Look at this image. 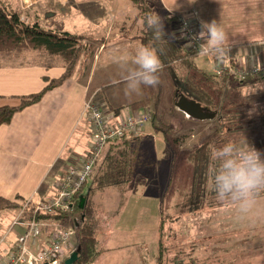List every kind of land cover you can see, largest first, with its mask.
Masks as SVG:
<instances>
[{"label":"crops","instance_id":"1","mask_svg":"<svg viewBox=\"0 0 264 264\" xmlns=\"http://www.w3.org/2000/svg\"><path fill=\"white\" fill-rule=\"evenodd\" d=\"M59 4L62 9L57 8ZM127 4L128 0H44L27 11L30 19L39 21L47 30L83 35L90 38L86 42L94 45L99 40L103 45L97 48V55L84 77L77 76L49 92L39 104L18 112L10 125L0 127L2 196L10 200L20 196L37 203L56 196L60 176L69 167L78 164L90 149V120L83 115L87 98L103 100L114 108L127 107L126 111L134 114L145 112L141 110L144 104L140 93H126L122 76L115 77L118 82H110L108 78L113 70L121 68L124 71L122 57H127V66H133L135 52L142 46L139 41L132 40L131 35H126L132 27L131 18L136 16V13H124L125 20L120 18L123 14L121 10ZM160 6L166 15H187L199 31L201 21L215 19L221 23L229 37L227 60L235 66L248 69L253 64H264V0H195V3H189V0H160ZM114 20L117 21L116 26ZM179 27L173 30V35L182 41ZM139 28L134 29L135 32ZM239 47L242 52L238 51ZM106 52L110 57L99 70L101 58ZM207 62L220 65L221 61L207 57ZM63 71L60 63L50 66V63L37 58L34 52L26 53L16 63L0 57V107L18 105L19 97L39 92L45 86V75L58 78ZM117 86L124 90L119 97L113 98L111 93ZM171 94L175 95L173 89ZM82 125L81 135L75 137ZM176 209V205L171 208ZM10 212H0V264H7L9 252L26 229L27 220L20 217L21 212H17L16 216ZM95 214L92 221L96 224ZM185 216L178 215V221H183ZM104 218L107 219L108 215ZM8 221L10 226L2 225V222ZM99 227L100 236L108 232L106 220L99 223ZM102 237L106 241L107 236ZM46 241V234L43 233L39 245ZM101 247H98L92 264H117L107 257V250H101L104 244ZM149 253H144V257H149ZM160 260L154 256L155 264ZM146 263L150 264V259Z\"/></svg>","mask_w":264,"mask_h":264},{"label":"trees","instance_id":"2","mask_svg":"<svg viewBox=\"0 0 264 264\" xmlns=\"http://www.w3.org/2000/svg\"><path fill=\"white\" fill-rule=\"evenodd\" d=\"M129 1L134 4L137 13L131 20L132 27L126 35H131V39L139 41L141 45L152 42L158 50L163 49V52L158 51V54L164 66L162 71L174 89L176 98L174 108L178 110L176 102L184 95L199 103L206 111L215 114L214 121L218 120L219 124L205 141L187 154L177 169L175 179L184 198L181 202L189 211L182 214L202 215L204 210L221 208L222 205L214 198L210 182V154L215 147L224 142H243L245 139L263 151L261 142L264 141V137L258 132L252 134L257 120L249 118L246 110H242L244 100L240 98L246 97L242 93L245 86L256 81H264V64H257L262 67L260 71L244 78L232 73L218 76L214 71L219 66L218 63L212 64L215 68L211 72L202 69L196 62L197 52L187 51L183 42L173 35V30L180 24L177 16L166 15L168 30L164 29L165 35L161 40L154 41L153 31L147 26L145 19L147 14L152 13L151 7L146 0ZM21 14L19 10L8 8L0 0V57L16 63L26 53L34 52L37 58L50 63V66L60 63L64 71L58 78L45 75L43 77L45 86L39 92L19 97L18 105L0 107V127L10 125L18 112L39 104L49 92L77 76L84 77L97 55V48L103 45L99 40L92 45L86 42L90 38L83 35L47 30L37 20H24ZM141 17L145 19L143 25L139 24ZM138 25L142 27L140 33L134 30L139 28ZM255 103L262 107L258 111L262 119L258 121L264 127V92L255 95ZM110 108L118 113L127 109ZM152 114L154 119V111ZM250 120L253 121L249 122ZM160 130L162 128H155L156 132ZM171 133L170 130L164 132L167 138L172 135ZM142 138H122L109 143L96 163L91 177L74 196L69 211L38 214L34 217L36 205L32 200H25L20 196L10 200L0 194V212L17 210L18 213L21 212L20 217L27 221L58 223L63 229L71 225L74 233L80 238L76 250L70 255L71 257L74 253L77 254L73 264H92L99 251L96 224L92 221L96 210V196L109 187L122 185L131 176L137 161L138 143ZM82 197L83 209L80 208ZM77 213L81 215L80 220L74 217ZM70 257L61 259L59 264H66Z\"/></svg>","mask_w":264,"mask_h":264},{"label":"rangeland","instance_id":"3","mask_svg":"<svg viewBox=\"0 0 264 264\" xmlns=\"http://www.w3.org/2000/svg\"><path fill=\"white\" fill-rule=\"evenodd\" d=\"M1 1L8 8L19 10L24 20L31 21L27 11L44 0L27 1L26 4V0ZM146 1L152 13L161 17L164 29L168 30L166 13L161 9L160 0ZM32 4L31 8H26ZM57 8L62 9V6L59 4ZM121 12L120 18L125 20L124 13L134 15L137 10L128 0ZM180 16L187 17L185 14ZM145 19L141 17L139 24L143 25ZM113 24L116 26L117 21L114 20ZM141 28L138 29L139 33ZM238 51L242 52L241 47ZM109 55L108 52L103 54L99 70L106 65ZM196 62L209 72L215 68L207 62V57L198 56ZM231 64L234 65L232 61ZM120 69L109 73L110 82H118L116 76L124 77L125 71ZM159 75L158 85L142 86L140 92V100L144 104L140 109L154 111L156 116L143 129L144 135L138 143L137 161L131 176L122 185L109 187L96 196L97 247L104 244L101 250H107V257L117 264H147L148 259L150 264H155L154 256L161 259L157 264H264V218L241 217L235 207L222 206L215 210H204L202 215L191 213L183 221H178V215L189 211L181 202L184 198L175 179L177 169L187 154L205 141L219 124L218 120H191L177 111L174 108L175 95L171 94L173 87L163 71ZM123 90L121 86L115 87L111 93L113 98L119 97ZM251 97L240 98L244 100L242 110L247 113L252 102H255V95ZM261 108L258 107V111ZM252 119L257 120L252 134L258 132L264 137V127L258 121L262 119L261 114L257 113ZM83 127H79L75 137L81 135ZM157 127L162 130L156 132ZM167 130L172 132L168 138L164 134ZM261 143L264 151V141ZM174 205L177 209L171 210ZM17 212L14 210L10 213L16 216ZM106 214L107 219L104 218ZM74 217L80 220L81 215L77 213ZM104 220L108 223V232L102 235L107 236L106 241L99 235V223ZM9 222H2V225L8 227ZM67 229L73 231L71 225ZM79 240V235L74 233L72 245L64 252L62 260L76 250ZM148 252L150 256L145 258L144 253Z\"/></svg>","mask_w":264,"mask_h":264},{"label":"built area","instance_id":"4","mask_svg":"<svg viewBox=\"0 0 264 264\" xmlns=\"http://www.w3.org/2000/svg\"><path fill=\"white\" fill-rule=\"evenodd\" d=\"M33 3L36 0H26ZM37 4V3H36ZM34 4L27 5L31 8ZM181 39L187 51H196L198 41H192V36L199 33L196 23L186 16L178 17ZM262 67L253 64L250 68L233 66L230 60L221 61L215 69L218 76L234 74L244 78L256 74ZM84 117L90 120L91 141L90 149L78 164L69 167L60 176L55 197L39 201L33 211L38 214H55L67 212L72 206L76 193L91 177L94 167L104 152L106 146L122 138H140L144 127L153 119L152 112L145 111L134 114L129 111L120 113L111 109L103 100L89 97L84 105ZM18 221L15 223L17 224ZM25 232L18 236L13 248L8 254L7 264H59L66 250L70 248L74 232L63 229L61 224L31 220L25 224ZM46 234V242L39 241Z\"/></svg>","mask_w":264,"mask_h":264},{"label":"clouds","instance_id":"5","mask_svg":"<svg viewBox=\"0 0 264 264\" xmlns=\"http://www.w3.org/2000/svg\"><path fill=\"white\" fill-rule=\"evenodd\" d=\"M195 3V0H189ZM147 26L153 31V40L159 41L165 35L161 17L155 13L146 16ZM224 26L213 19L200 22V31L192 36L198 41L197 55L215 57L219 61L227 59L230 47ZM159 52L152 42L140 46L132 61L133 66L124 62L125 91L139 94L141 87H155L160 82L159 73L163 64ZM246 97L264 92V81H256L245 86ZM258 105L252 102L249 118L258 113ZM210 182L214 198L224 207H235L241 217L264 218V151L257 149L247 139L243 142L227 141L215 147L210 154Z\"/></svg>","mask_w":264,"mask_h":264},{"label":"water","instance_id":"6","mask_svg":"<svg viewBox=\"0 0 264 264\" xmlns=\"http://www.w3.org/2000/svg\"><path fill=\"white\" fill-rule=\"evenodd\" d=\"M176 107L185 114L188 118L196 121L214 120L215 114L206 111L199 103L194 100L188 99L186 96L181 95L176 102ZM80 208H84V199L81 198ZM77 259V254L74 253L66 264H73Z\"/></svg>","mask_w":264,"mask_h":264}]
</instances>
